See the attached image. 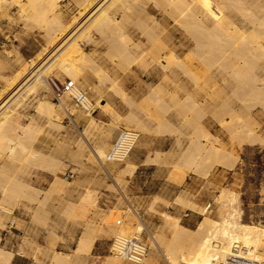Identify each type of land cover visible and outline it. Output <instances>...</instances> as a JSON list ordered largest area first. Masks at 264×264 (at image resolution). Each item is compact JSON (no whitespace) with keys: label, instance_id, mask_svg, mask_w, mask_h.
<instances>
[{"label":"crops","instance_id":"crops-1","mask_svg":"<svg viewBox=\"0 0 264 264\" xmlns=\"http://www.w3.org/2000/svg\"><path fill=\"white\" fill-rule=\"evenodd\" d=\"M244 1V10H250L257 19L241 7L237 8L244 15L237 13L236 7H229L223 13L224 25L228 24L222 28L214 26L199 9L195 10L199 14L194 11L196 24L193 19L190 24L197 27L199 22L204 23L198 25V28L206 26L205 29L200 27L207 33L203 32L204 39L197 33L200 28H186L188 22H176L149 0H112L98 16L102 21L93 19L86 23L77 33L76 42L70 45L77 51L71 61L76 80L73 82L69 76L60 75V80L70 81L91 98L93 114L77 105L65 107L61 102L64 115L58 123L46 114L49 120L26 116L18 107L27 97L35 95L25 91L22 81L12 86L10 80L16 74L8 79L2 76L3 69H0V116L10 115L5 134L16 140L26 127H40L42 131L34 149L24 155L28 160L22 161L21 155L10 156V150H0V264H102L108 257H118L123 264L126 261L123 256L106 255L113 238H134L160 231L164 228L165 214L173 220L179 219L180 225L187 229H196L199 215L179 203V200H187L202 212L199 205L206 200L202 198L206 195L199 198L197 194L199 186L193 175L199 171L191 160L204 159L207 153L204 151L197 156L193 151L192 122L194 125L200 120L209 133L208 141L226 143L228 138L222 124H228L230 109L239 112L242 107L246 109V103L251 105L250 110L259 105L246 100L252 91L249 87L254 85L245 77L255 71L259 73H256L257 79L264 78V71L260 72L261 68L264 70L261 67L264 54L260 53V49L264 51V19H261L263 23L260 21L264 15L260 4H264V0H250L253 4L247 0L249 6ZM151 6L157 7V13L162 16L160 20L151 14ZM79 11L78 7L75 15L78 16ZM257 12H261L260 15ZM87 16L88 13L83 15L78 23ZM70 20L65 18L67 22ZM252 28L261 30L256 33ZM234 31L237 34H231ZM258 33L262 40H258ZM242 36L252 41L256 38L254 42L259 45ZM246 43L255 50L251 52L252 48ZM154 48L164 58L166 49L174 52L178 67L162 70L150 55ZM23 63L18 62L19 69ZM50 63L51 60L46 62ZM250 64L253 69L248 67ZM253 74L251 79H255ZM243 78L245 84L251 86L245 85ZM158 88L163 90V93L160 90L161 95ZM21 90L24 94L12 102L16 96L11 97ZM63 97L72 99L69 92ZM14 103L17 106H13ZM199 110L205 112L197 118ZM123 129L139 132V142L123 163L109 162L108 154ZM49 157L59 158L64 166L59 174L62 181L53 187L54 178L46 170ZM179 168L188 173L183 183L175 176ZM220 168L223 167L215 165L213 171ZM70 172L74 174L71 180L65 177ZM26 184L36 190L32 201L20 198ZM17 200L20 204L15 207ZM6 208L10 211L8 214ZM12 215L15 224L11 228L7 219ZM104 217L109 218V223H103ZM163 231L169 230L164 228ZM7 255L8 261L5 260Z\"/></svg>","mask_w":264,"mask_h":264},{"label":"bare ground","instance_id":"bare-ground-1","mask_svg":"<svg viewBox=\"0 0 264 264\" xmlns=\"http://www.w3.org/2000/svg\"><path fill=\"white\" fill-rule=\"evenodd\" d=\"M75 1L77 3L78 7L80 8V11L78 13V16L74 15L73 18H71V20L69 22H67V21H65L63 13L59 9L60 0H0V10L5 8L6 6H17L19 8L20 12L23 15L24 14L26 15L29 23L33 24L38 29L42 30L46 35L47 41L45 42L46 45H45V48L43 49V51L38 56H36L35 59L29 60L30 61L29 63L24 62L22 64V66L20 67V69L17 71L13 80H10V83L13 86V85H15V83L22 81V87L25 86V91H27L28 93H31L35 96H40V99L38 101V109L41 112H43L44 114L48 115L49 118H53L54 121H56L57 123H58V120L60 119L59 118L60 116L56 110L57 105L54 104L53 102L49 101L48 99H46V97H43L42 92H43V90L45 91V89L46 90L50 89V86L48 84V79L52 75H54V76L58 77V79H60V75L65 74V75L70 77L71 81L74 82L76 80V77H75L76 71L73 69V67L71 65V61H73L74 56H75L73 54L76 53L77 51L74 49L72 50L71 47H73V45L71 47H70V45L76 42L77 33L84 27V25L86 23H88L89 21H91L93 19H94V22L102 21V20H100V18H98V16L100 14L104 13L106 7L110 4V2L112 0H75ZM219 1H221V2H219ZM248 1L252 3L253 0L252 1L248 0ZM248 1L246 0L247 3H248ZM149 2L154 3L156 6L159 7V9L165 15L172 17L176 22L182 21V20L184 21V24H185V22H188L185 25L186 28H187V26L188 27L192 26V24H190V23H193L195 18H197V17H195V12L197 11V9L202 11L205 18L206 19L208 18L210 22H213L215 24L214 26L222 28L223 25L225 24L224 23L225 22L224 21L225 14L223 15L224 11L227 12L229 10L228 9L229 7H231L230 9H232V7L234 6V8L236 7L235 10L238 13L239 10L237 7H239V8L241 7L244 10L243 6L246 5V4H244V2H245L244 0H225L224 3H223V0H149ZM258 2H260V0H258ZM249 5H251V4L248 3L247 6H249ZM260 5L261 6L263 5V7H264V4L261 3ZM260 5L259 6L257 5L258 8L260 7ZM254 7H255V5H254ZM153 8L157 11V9H156L157 7L156 8L153 7ZM242 9H241L242 12H244L246 10L245 9L243 11ZM261 10H262V12H264L263 8H261ZM200 11H198V12H200ZM247 11H249V13H252V12H250V10H246L245 12H247ZM87 13L89 14V16H87V18H85L83 21L80 20L82 22L78 23L79 19L83 15H86ZM259 13H261V12H259ZM259 13L257 12L256 14L260 15ZM196 14H197V12H196ZM262 14H264V13H262ZM197 15H199V14H197ZM241 15H244V14L242 13ZM247 16H248V20H249V15L246 14V17ZM252 16H254V13H252V15L250 17H252ZM263 16L264 15H262V18H260V21H261V19H264ZM193 17H195V18L193 19ZM242 17H244V16H242ZM254 17H256V16H254ZM202 18L204 19V17H202ZM189 19H191L190 21H192V19H193V21L190 22ZM256 19H257V17H256ZM200 20L197 19L198 22ZM201 22H199V24ZM178 23H180V22H178ZM229 23L231 24V22H229ZM253 23H254V20H253ZM257 23H258V21H257ZM262 23L259 25L260 28H261V26H263ZM194 24H196V20H195ZM194 24L192 27L195 29L196 26L194 27ZM199 24H197L196 28H198ZM201 24L204 25V23H201ZM205 24H206V22H205ZM227 24H228V22H227ZM227 24H226V26H227ZM203 25H200V27L201 26L204 27ZM231 26L232 25H230V27ZM253 26H254V24H253ZM205 27L203 29H205ZM255 27H256V25H255ZM259 27L257 25V28H259ZM257 28H256V31H254V29H255L254 28L253 32L257 33L258 31L261 30V29L259 30ZM200 29L201 30H199V32L197 31V33L199 35L200 34L203 35V32H205V31H202L203 30L202 28H200ZM226 29H225V32H226ZM188 30H189V28L187 29V31ZM212 30H214V28ZM217 30H218V28H217ZM191 31H193V30H191ZM191 31L189 33H191ZM262 32L263 31H261V33ZM210 33H212V32H210ZM218 33H221V32H218ZM235 33H236V31H234V33H231V34H235ZM213 34L214 33H212V35ZM245 34L247 36V33H245ZM249 34H251V33H249ZM254 35L252 34V37H254ZM256 35H255V37H257ZM195 36H196V34H195ZM201 36H199V37H201ZM203 36L202 37L205 39V34ZM213 36L215 37V35H213ZM218 36H220V35H218ZM230 36H233V35H230ZM246 36L245 37L242 36L241 38H247L248 36L247 37ZM258 36H259V38L258 37L257 38L259 40L261 37L260 33H258ZM210 37L211 36H209V38ZM227 37H228V34H227ZM237 37H238V35H237ZM252 37H250V38H252ZM193 38H195V37H193ZM232 38H231V40H232ZM196 39H197V37H196ZM246 40L252 41V39H248V38ZM246 40H245V42H246ZM255 40H256V38H255ZM260 40H262V39H260ZM254 41H252V42H254ZM261 42H263V41H261ZM254 43L257 44V42H254ZM248 44H249V42H248ZM248 44H247V46H249V45L251 46L253 43L249 44V45ZM253 45H252V47H255V45L254 46ZM257 45H259V44H257ZM260 46H263V45L260 44ZM68 47H70L69 51L66 50ZM252 47H250V48H252ZM258 48L259 47H256V49H258ZM262 48H264V47H262ZM155 49L156 48H154V50ZM253 49L254 48L251 49L252 50L251 52H253L255 50V49L254 50ZM258 50H257V52H258ZM51 51H52V54L50 53ZM261 52L264 54V51L262 49H260V53ZM49 53L51 55L49 57H47V60H45L41 63V59L43 57H45L46 55H48ZM164 54L167 56L166 58H164L162 54L158 55L156 53V50L153 51V53L152 52L150 53V55L153 56V59L152 58L151 59L154 60L155 63L159 64L162 67V70L163 69L166 70V69H170V68H171L170 70H172L173 69L172 67L175 65L178 67V65L176 63V59H175L176 55L174 54V52H171L168 49H166V51H164ZM256 58H258V57H256ZM48 60H51V63L49 65L46 64V62ZM261 61H262V63H264V60H261ZM10 64H8V62H6L2 58H0V69H5V68L9 67ZM250 66H251V64L248 67H250ZM244 67H245V65H244ZM261 67H264V66H261ZM257 68H260V67H257ZM251 69H253L252 66H251ZM244 70H245V72L247 71L246 69H244ZM262 71H264V70H262V68H261L260 72H262ZM245 72H243V73H245ZM253 73L250 72V75L253 74V77L256 76V73L259 74L258 72L255 73V71H253ZM237 75H238V73H237ZM245 75H246V73H245ZM247 75L249 77L248 76L245 77L246 81L248 83L250 82L251 84L254 85V87H252V88L249 87L250 90H252L251 92L249 90V92H250L249 94L251 95L250 99H252V100L257 99L258 101H260L264 105V78L262 77L260 79L259 78L257 79V77H255V79H253V78L251 79L249 73ZM248 78H250V79H248ZM163 79H165V78H163ZM175 79H176V77H175ZM172 82H173V80H172ZM243 82H244V78H243ZM66 84L71 86V88L67 91L70 93V96L73 93H75V91H81L78 88H76L70 81L66 82ZM244 84H245V82H244ZM251 84H247V86H249V85L251 86ZM255 84H256V86H255ZM159 85H161V84H159ZM245 88H247V87L245 86ZM155 89H156V87H155ZM160 90L161 89L158 88V91H160ZM161 91L163 93V90H161ZM161 91L159 92V94L161 93ZM154 92H155V90H154ZM47 93H48V91H47ZM168 96H167V98H168ZM1 97H2V95L0 94V100H1ZM71 98H72V96H71ZM215 98H216V96H215ZM88 100L92 105V108H91L92 111H89L88 113L93 114L95 109L93 107V103H92L91 98L89 96H88ZM173 100L174 99H171L172 102H173ZM243 101L244 100L241 101L242 105L245 104L244 103L245 101L244 102ZM169 102L170 101H168V103ZM230 104H232V103H230ZM230 104H229V107H230ZM245 108L246 109H244L242 107L241 108L242 111L240 109L239 112L233 110V108L230 109V111H231L230 115L232 116V119H235V122H237L238 124L243 123V121L245 119H250V118L254 119V116L251 114L250 109L248 107H245ZM203 111L199 110V112L197 114V118L199 117V114L202 113ZM71 114H72V112H71ZM9 117H10V115H8V114L5 117L0 116V150H10V153H11L10 156L21 155L22 161L28 160V158H24V155H28L29 154L28 152L32 151L34 149L35 141H36L37 137L41 134L42 131H41V129H39L37 127H29V128L26 127L23 130L22 135L17 137L16 140H13L5 134V133H7V128H8L7 123L9 121L8 120ZM194 123H195V121H194ZM191 126H192V132H191L190 137L193 140L192 144H193V149L195 150V152H201L203 150L210 148V150L212 151V153L214 155L222 157L221 160H223L225 162L227 161L230 163L235 162V160L237 159V156L234 154V152L232 150L229 151L225 147L219 149L218 147H214V146L209 145V143H208L209 133L206 130V128H204L203 125H201L200 120H197V122L194 125L192 122ZM231 126H232V124L229 121L227 124V127H231ZM131 131H133V130H131ZM137 133L139 134V132H137ZM235 138H237V137L235 136ZM259 140H260L259 135H257L253 130H247V132L245 133V136L241 138L240 144L243 146L244 145L243 143H245V142H247V144L249 142V144H250V142L251 143L252 142L255 143L257 141L260 142ZM262 142H263V140H262ZM99 154L101 156L103 155L102 152H99ZM40 156L41 155L39 153H37L38 159H40ZM9 160H11L10 157H9ZM47 163L49 166L46 167V170L49 171L54 178V182L51 185V187H53L55 184H59L60 181H62V179H60V177H59V174L61 172H63L64 166L62 164V161L59 158L55 159V157H49ZM231 167L232 166H230V168ZM127 170H129V169H127ZM194 172H195V170H194ZM124 173H125V170H124ZM206 173L207 172H205V174H204L205 176L207 175ZM187 174L188 173L183 172V170H177V174L175 176H176V179L178 181H181L183 183L184 179L188 176ZM197 174H199V173L197 172ZM200 174H203V173H200ZM120 175H121V173H120ZM129 176H131V175H129ZM116 179H119V182H120V178H116ZM174 179H175V177H174ZM116 182H117L116 184H118V180H116ZM122 182H120V183H122ZM115 187H117V186H115ZM118 189H120V188H118ZM228 189L229 188H226L225 190L221 191L220 195L216 198L214 203H212V204H215L217 207L216 213H217L218 219L213 220L212 218H210L208 215L211 214L212 211L209 210L208 208L201 207L199 205L200 208L202 209V213L204 214V219L202 222L199 223L198 227L194 230H190V229H187V228L181 226L179 219L173 220V218L171 216H168L165 214V223L164 224H166V226H169L172 229L173 238H174V241L170 242L169 244L166 243L167 240L166 241L164 239L162 240L163 241L162 246H164L162 254L166 259L165 260L167 262L166 264H223V263H226L228 256L232 253V248L234 245H239L240 247L247 249L249 252L250 258L257 261L258 264H264V226H262V225H251V224H246V223L242 222V213H241L242 211H241V208L239 207L238 195L234 191H231V189L230 190H228ZM35 191L36 190L33 189V187H31L30 184H26L23 186V189L21 192L22 194H20V195H22V197L20 196V198H24L28 201H32V199L34 198ZM120 193H121V191H120ZM18 202L19 201L17 200L15 207H17L18 204H20ZM212 204H211V206H212ZM6 209H7L6 214H8V212H10V211H8V208H6ZM208 210L211 212H209ZM103 213H102V215H104ZM11 217H13V215ZM104 218L105 219L102 218L103 223H105V224L109 223V218L108 217H104ZM82 242H84V241H82ZM82 245L84 246V243ZM82 245L80 247L83 249L84 247ZM85 249H86V247H85ZM84 251L86 252V250H84ZM153 258H154V255H152V254L150 256H148L146 261H145V264H153ZM8 259H9V255H7L5 257L6 261H8ZM119 259L120 258H118V257L117 258L108 257V258H105V261L102 264H116V263H119Z\"/></svg>","mask_w":264,"mask_h":264},{"label":"rangeland","instance_id":"rangeland-1","mask_svg":"<svg viewBox=\"0 0 264 264\" xmlns=\"http://www.w3.org/2000/svg\"><path fill=\"white\" fill-rule=\"evenodd\" d=\"M59 9L63 13L66 19H71L76 13L78 9V5L75 0H60ZM151 14L156 16L158 20L162 18L159 15V12L151 6L149 8ZM46 35L45 33L35 27L33 24L29 23L26 15L22 14L17 6H6L5 8L0 10V58L8 62L9 67L1 70L2 76L10 79L14 77V75L19 70L18 62L21 60L22 62H30L29 60L35 59V54L40 51L46 45ZM8 51V52H7ZM10 51V52H9ZM12 54V55H11ZM6 55V56H5ZM9 55V56H8ZM8 57V58H7ZM6 58V59H5ZM53 77H55L53 75ZM58 79L57 77H55ZM60 82L65 83L64 81L58 79ZM48 91V93H47ZM15 93L13 97H15L12 102L18 98L20 94H24L23 90L19 91L18 94ZM42 96L46 97L49 101L53 102L58 106L57 110L60 116V119L63 117V105L65 107H73L75 108V102L72 99L62 98L61 100H57L55 98L54 93L51 89L45 91L43 90ZM246 99L248 102H253L259 105L253 107L251 114L257 118V121L254 119H245L243 123L238 124L235 122V119H232V116L229 117V121L232 124L231 127H227L224 122L223 127L227 131H223L228 138V142L223 143L221 141H208L210 146L223 148L225 147L227 150H232L234 154L237 156L235 162H225L221 160V156H216L212 153L210 148L203 150L201 152H195L197 156H199L204 151L207 153V157L201 159L197 157L192 159V164H197L199 174L193 175L198 182V196L205 198V203L200 205L201 207L207 208V206L214 203L216 198L220 195L221 191L226 188L231 189L238 195V203L241 208L242 213V222L251 225H262L264 226V105L258 101L257 99H250L251 95ZM40 96H29L24 100V103L21 102V106L18 107L19 112L26 116L34 115L35 119H45L47 116L44 115L38 109V101ZM61 102L63 105L61 106ZM13 106H17L16 103ZM37 106V109H36ZM250 104L246 103V107L250 109ZM48 119V118H47ZM49 120V119H48ZM226 125V126H225ZM50 128L61 129L62 127H56L49 125ZM42 127V126H41ZM45 128V126H43ZM40 128V127H39ZM247 130H253L257 135H259L260 142H255L247 144V142L243 143L242 146L241 138L245 136ZM42 133V132H41ZM41 135V134H40ZM235 136L238 138H235ZM39 137V136H38ZM37 137V139H38ZM263 138V139H262ZM36 139V140H37ZM263 142H262V140ZM36 142V141H35ZM192 144V141H191ZM193 147V144H192ZM215 165H220L223 168L219 170L213 168ZM33 166V165H32ZM230 166H232L230 168ZM31 167V166H29ZM38 167V166H36ZM178 170H183L179 168ZM207 172L206 176L204 175ZM203 173V174H200ZM210 198V200H209ZM179 203L182 204V208H189L194 211L197 215H199V221L197 223V227L200 222L204 219V214L199 211V208H194L192 203H189L187 200H179ZM210 203V204H209ZM216 208V209H215ZM211 210V211H209ZM208 211L211 214H207L213 220L218 219L217 216V207L215 204H212L211 208ZM216 210V211H215ZM165 217V216H164ZM9 220V218L7 219ZM139 228V226L137 225ZM164 228L169 231L163 233L165 231L164 228L162 230L153 231L150 235L139 236L142 238L143 242L148 246V256L151 254L154 255L153 264H166L165 257L162 254L163 247L162 240L164 239L166 243H170L174 241L173 231L169 226L164 224ZM196 227V228H197ZM113 240V239H112ZM164 241V242H165ZM112 243V241H111ZM110 243V248H111ZM109 249L107 256H114ZM146 257V259H147ZM164 257V258H163ZM145 259V261H146ZM121 259H119V263H121ZM145 261L143 264H145ZM123 264H131L128 261H124Z\"/></svg>","mask_w":264,"mask_h":264},{"label":"built area","instance_id":"built-area-1","mask_svg":"<svg viewBox=\"0 0 264 264\" xmlns=\"http://www.w3.org/2000/svg\"><path fill=\"white\" fill-rule=\"evenodd\" d=\"M48 84L57 100H61L71 88L70 85L60 82L53 76L49 77ZM71 96L75 104L84 112L88 113L89 111H92V105L85 93L82 91H75ZM139 139L140 135L137 132L126 129L121 130L108 154V161L123 163V160L127 159L130 152L139 142ZM65 177L66 179L71 180L73 179L74 174L70 172L66 174ZM207 208L210 209L211 205L207 206ZM14 215L9 218L8 222V226L11 228L15 224ZM110 249L112 250H110L112 254L115 253L116 255L123 256L126 261L131 264H143L148 255V246L143 242L141 237L113 238ZM223 264H258V262L249 257L247 249L240 247L239 245H234L232 253L228 256L226 263Z\"/></svg>","mask_w":264,"mask_h":264}]
</instances>
